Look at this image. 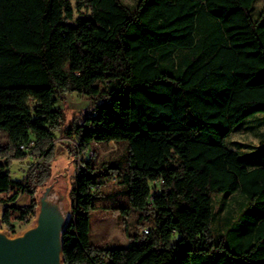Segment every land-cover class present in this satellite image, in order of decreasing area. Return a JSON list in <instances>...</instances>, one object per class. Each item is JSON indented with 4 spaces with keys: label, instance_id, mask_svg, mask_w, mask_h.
I'll list each match as a JSON object with an SVG mask.
<instances>
[{
    "label": "trees",
    "instance_id": "trees-1",
    "mask_svg": "<svg viewBox=\"0 0 264 264\" xmlns=\"http://www.w3.org/2000/svg\"><path fill=\"white\" fill-rule=\"evenodd\" d=\"M254 2L77 0L86 13L75 17L70 0H0V194H10L2 225L13 232L11 218H34L63 117L55 99L76 92L91 106L64 130L74 154L110 141L124 153L99 166L80 160L65 264H264V144H228L264 113V6L254 18ZM26 156L41 160L13 180L11 161ZM109 177L126 188L129 207L115 209L152 222L128 246L90 240V212ZM19 191L29 203L12 204ZM221 192L240 193L245 208L215 238Z\"/></svg>",
    "mask_w": 264,
    "mask_h": 264
},
{
    "label": "rangeland",
    "instance_id": "rangeland-1",
    "mask_svg": "<svg viewBox=\"0 0 264 264\" xmlns=\"http://www.w3.org/2000/svg\"><path fill=\"white\" fill-rule=\"evenodd\" d=\"M75 8L74 16L86 13L85 9H76L77 0H70ZM124 4L133 6L137 0H122ZM264 6V0H255L252 10V16L255 18ZM55 106L63 112L62 120L57 128L54 129L53 157L49 162V177L38 190L45 186L48 180L53 176H58L59 190L62 192L69 210L72 202L71 189L78 171V165L82 158L91 157L95 166H99L102 162H109L121 158L124 150L123 144H116L113 141L103 144H95L94 151H86L82 154H74L72 148L75 147L73 139L66 137L64 130L70 126L74 120H80L85 109L90 108L91 99L88 96L78 94L76 92L64 93L62 98L56 97ZM246 122L240 129L235 128L228 137V144L231 148H236L235 142L247 144L248 147L242 148L240 151L249 152L250 148H257L264 144V113L260 112L248 117ZM247 128H246V127ZM249 127V128H248ZM0 143L4 145L6 138L1 134ZM41 160L38 156L24 157L23 159H14L9 165L10 176L13 180H24L31 175L32 167ZM103 185L99 189V195L95 198V208L90 212V240L98 245L109 247L128 246L132 242V236L135 233L145 232V228L152 226L149 220H143L141 224H137L138 212L133 209H127L125 213L115 208L129 207L126 195V188L117 182V178H103ZM37 190V191H38ZM224 192L215 193L213 195V204L215 210V220L213 224L214 237L217 238L220 233L228 234L227 230L233 220L242 219L241 213L245 208V198L240 193L228 195L224 197ZM10 194L0 195V229L7 230L1 223V215L4 206L7 204ZM26 200V201H25ZM30 199L27 194L21 191L18 193L17 199L12 204L29 203ZM26 203V204H27ZM10 204V203H9ZM34 218L27 225L11 218L14 226L12 235L23 231L27 226L32 224Z\"/></svg>",
    "mask_w": 264,
    "mask_h": 264
},
{
    "label": "water",
    "instance_id": "water-1",
    "mask_svg": "<svg viewBox=\"0 0 264 264\" xmlns=\"http://www.w3.org/2000/svg\"><path fill=\"white\" fill-rule=\"evenodd\" d=\"M57 184L55 175L36 192L32 224L14 235L0 229V264H65L62 235L70 215Z\"/></svg>",
    "mask_w": 264,
    "mask_h": 264
},
{
    "label": "built area",
    "instance_id": "built-area-1",
    "mask_svg": "<svg viewBox=\"0 0 264 264\" xmlns=\"http://www.w3.org/2000/svg\"><path fill=\"white\" fill-rule=\"evenodd\" d=\"M19 147H20V149L27 148V147H25L24 145H20ZM145 232H147V228H145Z\"/></svg>",
    "mask_w": 264,
    "mask_h": 264
},
{
    "label": "crops",
    "instance_id": "crops-1",
    "mask_svg": "<svg viewBox=\"0 0 264 264\" xmlns=\"http://www.w3.org/2000/svg\"><path fill=\"white\" fill-rule=\"evenodd\" d=\"M1 195V194H0ZM26 201V200H25ZM25 204L27 203V202H24ZM1 205H3V203H0Z\"/></svg>",
    "mask_w": 264,
    "mask_h": 264
}]
</instances>
